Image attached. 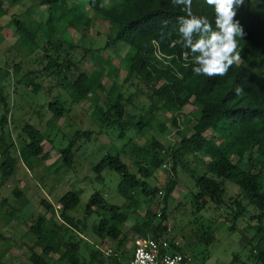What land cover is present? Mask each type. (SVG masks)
<instances>
[{
	"label": "trees",
	"instance_id": "16d2710c",
	"mask_svg": "<svg viewBox=\"0 0 264 264\" xmlns=\"http://www.w3.org/2000/svg\"><path fill=\"white\" fill-rule=\"evenodd\" d=\"M4 1L0 0V18L5 15ZM20 1L9 0L12 5ZM38 1V6L47 7L46 21L34 22L31 10L27 9L23 19L14 16L10 24L15 27V34L20 36L21 43L32 51L38 46L39 34L45 37L43 58L47 63L42 75L53 78L55 87L68 91L76 105L100 91L106 110L96 105L93 120L102 126V130L112 128L120 140L132 128L139 133L146 128L168 133L169 129L163 122L165 119L171 121L181 138L173 147H166L157 139L144 146L134 144L130 152L126 145L122 149L114 147L93 168L100 180L107 170L120 176L118 193L125 201L122 206L111 204L96 192L86 205V219L95 217L98 220L92 228L94 234L100 239L110 237L118 240L115 255L110 258L109 264H127L131 260L133 253L130 255L126 250L129 239L124 227L130 216L138 215L142 206L139 196L151 205L144 222L134 227L138 236L136 248L148 239L165 238L170 243V251L181 254L185 258L183 264L189 263L183 248L174 238L167 237V227L163 224L169 200L177 187L174 177L187 157H195L206 169L204 173L194 171L192 174L196 189L193 197L195 211H203L209 203L218 209L230 208L226 201L228 187L230 183L236 185L240 192L232 198L237 210L232 217L231 230H235L239 218L248 214L244 206V202H248L256 211L255 215H248L249 220L258 222L254 226L258 242L255 245L250 242L251 257L256 264H264V0H250L252 3L241 6L237 11L236 20L245 32L242 38L238 37V50L243 63L233 65L225 77L213 78L193 74L190 50L183 48L179 42L177 18L183 13L180 7L171 4V0H88V10L80 0ZM101 4L104 6L101 7ZM193 11L209 18L213 15L212 9L204 5L203 0H194ZM96 19L113 26L105 49L116 48L119 44L128 47L124 58L128 70L126 81L134 83L136 80L138 83L134 85L140 93L150 92L147 98L150 108L144 116L135 118L129 113L127 107L132 99H126L116 85L107 90L101 72L94 71L88 75L84 71L85 62L94 54L91 49H84L82 58L77 60L73 55L77 47L64 40L69 38L67 28L79 32ZM62 51L65 55L61 54ZM185 53H188L187 57ZM24 80L19 81L20 84ZM24 83L35 91L40 88L35 80ZM236 87L243 89L241 94H236ZM60 103L56 99L48 105L54 120L64 115L65 110ZM0 106L4 108L0 119L1 176L6 183L14 176L20 161L31 167L41 162L46 135L26 122L21 129L26 139L15 142L9 127L10 108L1 96ZM187 106L193 108L190 113L194 122L193 134L190 136L179 125V118ZM159 115H162L161 119ZM208 133L214 138H209ZM92 135L91 131L77 130L70 145L62 149L63 163L67 168L73 167L77 142L83 138L90 139ZM124 155L135 170L125 161ZM200 157L203 160L200 161ZM169 162H172V176L165 186H151L156 172ZM158 194L164 196L156 204L154 199ZM81 197L80 190L69 191L60 197L58 204L62 210L58 218L53 204L41 201L45 212L38 219H32L29 229L36 237L30 248L32 264H50L47 259L55 255H59L61 263L86 264L82 261V242L93 246L80 236L85 231V223L70 214L81 204ZM162 205L158 217L152 207ZM196 238L206 247L215 241L210 228L198 231ZM98 255L100 250L91 248V261L87 264H95ZM237 260L235 254L233 262ZM0 264H6L2 257Z\"/></svg>",
	"mask_w": 264,
	"mask_h": 264
},
{
	"label": "rangeland",
	"instance_id": "374dc122",
	"mask_svg": "<svg viewBox=\"0 0 264 264\" xmlns=\"http://www.w3.org/2000/svg\"><path fill=\"white\" fill-rule=\"evenodd\" d=\"M80 1L84 2L83 6L86 9L88 0ZM38 2V0H21L17 5H12L9 0H5L3 5L5 15L0 18V96L10 108L8 120L12 137L15 142L26 139V136L21 133L26 122L35 125L46 135L43 144L44 154L36 167L20 161L11 180L3 183L0 161V257L6 264H32L30 248L34 245L36 237L29 229L33 223L32 219H38L45 212L41 201L47 200L53 204L56 218H58L62 210L58 204L60 197L69 191L80 190L81 204L70 214L85 223V231L80 236L100 250L95 264H109L110 258L115 255L118 240L115 241L110 237L100 239L94 234L92 228L98 220L95 217L86 219V205L96 192H99L111 204L122 206L125 201L118 193L120 176L107 170L103 174V179L100 180L93 168L101 161L104 154L114 147L122 149L126 145L127 151L130 152L134 144L144 146L152 139L159 140L166 147H173L181 138L171 125V121L165 119L163 122L169 129L168 133L162 134L156 128H146L139 133L132 128L120 140L118 133L112 128L102 130V126H98L93 120L92 115L96 105L106 110L100 91L76 105L72 102L68 91L55 87L53 78L42 75L41 72L47 63L43 58L45 37L39 34L38 46L32 51L21 43L20 36L15 34V27L10 24L14 16L23 19L27 9L31 10V18L34 22L46 21L47 7L38 6ZM248 3L252 2L245 0L244 5ZM253 4H256L255 1ZM66 32L69 38H64L65 42L70 41L69 43L77 47L73 52L75 59L82 58L81 52L84 49H91L94 53L85 62L84 71L88 75L94 71L101 72L107 90L116 85L126 99H132V103L127 107L129 113L135 118L144 116L150 108L147 99L150 92L140 93L134 85L138 83L136 80L134 83L126 81L128 70L124 64V58L128 47L119 44L116 48L105 49L106 39L113 32V26L102 19H96L89 27L79 32L68 28ZM57 38H60V35H57ZM51 54L54 53L51 51ZM61 54L65 55L63 51ZM242 63L241 60L239 64ZM23 78L27 84L35 80L37 84H40V88L35 91L32 87H27L24 82L20 84ZM52 86L54 88L50 89ZM56 99L62 103L60 104L65 111L62 117L54 120L48 105ZM192 110V106H187L179 118L181 130L188 136L193 134L194 122L190 115ZM3 113L4 108L0 106V119ZM158 118L161 119L162 115ZM77 130L91 131L93 135L90 139L83 138L77 142L74 148L73 167L67 168L63 163L61 151L70 145ZM207 136L214 138L211 133ZM124 157L125 161L131 164L129 158L125 155ZM199 160H203V157ZM131 166L132 169L135 168L132 164ZM194 171L197 173L206 171L195 157H187L177 169L178 174L174 177L177 187L169 200L165 211L166 220L163 223L167 227V237L174 238L175 242L183 248L189 260L188 264H256L251 257L250 242L253 241L254 245L258 242L254 229L258 222H252L248 217V215L256 214L255 209L245 201L244 206L248 214L245 218H239L236 221L235 230H231L232 217L237 210V205L232 198L236 197L240 191L236 185L230 183L226 196L230 208L218 209L214 204L209 203L203 211H195L193 197L196 189L192 176ZM170 176H172V162L156 172L150 184L153 187L163 188ZM15 191L21 195H16ZM163 196L158 194L154 199L155 203L161 202ZM138 198L142 203L138 215L130 216L124 227V232L129 239L126 250L130 255L137 246L135 240L138 236L134 227L144 222L146 211L151 205L140 196ZM152 209L159 217L163 205L158 208L153 206ZM209 228L214 232L215 241L206 247L201 245L196 237L198 231ZM82 243L84 247L82 261L87 264L91 261L90 253L93 247L86 242ZM235 254L238 256L237 262H233ZM47 260L50 264H66L60 262L59 255L49 257Z\"/></svg>",
	"mask_w": 264,
	"mask_h": 264
},
{
	"label": "clouds",
	"instance_id": "9594fccd",
	"mask_svg": "<svg viewBox=\"0 0 264 264\" xmlns=\"http://www.w3.org/2000/svg\"><path fill=\"white\" fill-rule=\"evenodd\" d=\"M193 3L194 0H171L183 13L177 18L179 42L190 50L194 75L225 77L233 65L241 62L238 37L242 38L245 32L236 16L245 0H203L204 5L212 9V18L195 14ZM242 91L241 87L235 89L237 95ZM136 257L134 264H143L142 258H148L142 249L137 251ZM164 264H175V261L166 257Z\"/></svg>",
	"mask_w": 264,
	"mask_h": 264
},
{
	"label": "built area",
	"instance_id": "2783aa9c",
	"mask_svg": "<svg viewBox=\"0 0 264 264\" xmlns=\"http://www.w3.org/2000/svg\"><path fill=\"white\" fill-rule=\"evenodd\" d=\"M142 249L148 258H142L143 264H164L165 258L175 261V264H183L185 258L178 253L170 251V243L165 238L159 240L148 239L133 251L131 260L127 264L137 261L136 253ZM179 257V259H177ZM139 264V262H137Z\"/></svg>",
	"mask_w": 264,
	"mask_h": 264
}]
</instances>
